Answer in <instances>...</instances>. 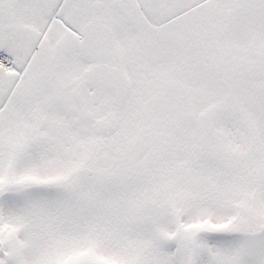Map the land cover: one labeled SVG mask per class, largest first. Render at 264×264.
I'll use <instances>...</instances> for the list:
<instances>
[{
    "label": "snow or ice",
    "instance_id": "1",
    "mask_svg": "<svg viewBox=\"0 0 264 264\" xmlns=\"http://www.w3.org/2000/svg\"><path fill=\"white\" fill-rule=\"evenodd\" d=\"M0 264H264V0H0Z\"/></svg>",
    "mask_w": 264,
    "mask_h": 264
}]
</instances>
